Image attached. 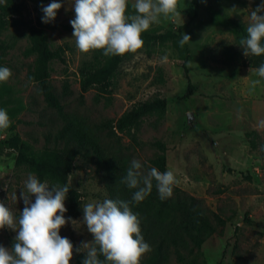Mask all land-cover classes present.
<instances>
[{"label": "rangeland", "instance_id": "rangeland-1", "mask_svg": "<svg viewBox=\"0 0 264 264\" xmlns=\"http://www.w3.org/2000/svg\"><path fill=\"white\" fill-rule=\"evenodd\" d=\"M38 1L3 0L0 3V15L5 20L4 28L0 30V67H8L12 72L7 82L0 83V109L20 108L9 116L10 127L0 131V202L17 218L24 208L20 193L25 190V181L32 172L24 164H15L16 152L8 149L4 141L16 137L19 143L30 146L33 151L52 147L51 135L61 125L54 111L43 103L35 84L27 78L35 55L30 52L26 26L34 21ZM52 2L62 6L55 19L50 21L53 26L45 30L46 43L50 49L62 46L65 51L64 63L54 61L49 65L50 84L63 104L67 119L83 128L106 157L115 155L129 166L136 159L146 172L148 162L158 154L150 144L159 141L166 148L163 153L165 171H173L178 181L174 187L193 196L192 179L185 171L191 172L192 162L197 160L195 145L200 139L205 140L216 148L213 159H218L221 148L229 144L230 137L226 135L239 129L238 115L245 116L246 123L241 126L245 135L235 140V144L244 146L246 155L252 156V161H258L259 172L249 181L238 176L232 188L222 187L224 189L220 190L224 185H207L205 196L196 197L223 223L216 224L210 218L215 234L204 240L193 255H183L185 264H264V226L259 223V227L249 216L250 224L242 223L243 216L250 211L242 205L245 201H241L251 194L264 197V189H258L264 186V138L255 129L259 125L260 113L264 116V79L248 65L222 62V53L236 49L239 40L246 37L249 15L264 0H195L196 9L192 0H179L178 10L182 18L161 17L160 22L153 24L148 31H178L181 37L183 34L190 37L185 43L186 74L171 43L142 47L136 53L127 54L120 62L110 94L97 98L95 90H88L82 99L79 98L77 70L91 59L92 52L81 53L75 46L70 24L75 18L74 0H43L42 7ZM133 3L134 0H129L130 6ZM234 7L237 9L235 13L231 11ZM258 14L264 15V12ZM231 22L243 28L245 37ZM165 56L167 60L163 61ZM257 79L260 84L253 88L251 82ZM187 82L193 92L182 99ZM64 84L65 93L62 91ZM242 91L246 97L240 95ZM153 97L166 101L164 114L146 118L133 132L132 138L126 134L112 137L105 130L96 128L108 120H115L134 103ZM44 182L50 187L58 185L49 178ZM68 185L79 196L81 213L70 220L64 213L67 223L59 234L72 242L74 255L83 243H91L94 239L83 222V206L108 197L93 159H75L68 175ZM30 201L35 202V196H30ZM64 205L66 207V201ZM238 222L239 226L236 225ZM16 235V231L7 227L0 229V245L11 250ZM86 251L82 248L79 252L86 256ZM70 264H73V257ZM163 264L181 263L169 254Z\"/></svg>", "mask_w": 264, "mask_h": 264}, {"label": "clouds", "instance_id": "clouds-1", "mask_svg": "<svg viewBox=\"0 0 264 264\" xmlns=\"http://www.w3.org/2000/svg\"><path fill=\"white\" fill-rule=\"evenodd\" d=\"M178 5L179 0H134V12L130 14L129 0H74L75 18L70 24L75 46L81 53L100 50L106 57L136 53L144 44L142 34L159 23L161 17H181ZM61 6L52 2L42 7V22L54 20ZM231 11L235 13L237 9ZM261 12L264 2L251 11L247 35L239 40L245 56L264 55V15L258 14ZM189 41L190 37L183 34L179 43L183 46ZM162 60L166 61L167 57ZM255 74L264 79V64L255 69ZM11 76L8 67H0V83L7 82ZM251 83L254 88L260 80ZM10 124L7 110L0 109V131L7 130ZM258 126L264 127V120ZM153 181L161 200L171 197L178 183L173 171L160 172L151 167L145 172L142 164L133 159L121 181L128 189L135 190L131 200L105 198L83 206V222L94 239L76 249L87 250L82 264H140L151 247L144 240L140 218L131 205L139 204L151 193ZM68 191V185L50 187L29 173L19 197L24 203L19 217L0 202V229L7 227L17 232L11 250L0 245V264H70L73 244L59 234L67 223L64 201ZM30 196H35V202L30 201ZM13 199L17 200L15 194Z\"/></svg>", "mask_w": 264, "mask_h": 264}, {"label": "trees", "instance_id": "trees-1", "mask_svg": "<svg viewBox=\"0 0 264 264\" xmlns=\"http://www.w3.org/2000/svg\"><path fill=\"white\" fill-rule=\"evenodd\" d=\"M192 2L196 9L195 0ZM42 4L43 0L37 2L34 21L26 26L30 52L35 55L27 72V78L35 84L43 103L54 111L60 119L61 125L51 135L52 147H42L33 151L30 146L19 143L16 137L4 141V144L8 149L16 152L15 164L26 165L41 182L49 178L60 186L68 185V175L76 158L87 159V161L93 159L95 171L107 197L113 200H131L135 190L128 189L125 184L121 183L126 176L129 165L115 155L106 157L83 128L69 121L64 114L63 104L53 91L50 84L49 65L54 61L64 63L65 48L58 46L50 49L47 45L45 30L52 27L53 24L42 22L44 16L41 11ZM128 11L130 14L134 12L132 6L129 5ZM231 23L245 37L243 28L233 22ZM4 26V17L0 15V30ZM142 39L144 48L171 43L177 50L178 57L182 61L183 73L186 74L184 62L187 47L185 44L181 46L179 43L182 39L180 32L155 33L147 30L142 34ZM126 56L127 54L106 57L100 50L92 51L91 59L82 63L77 70L79 98L82 99L88 90H95L96 97L110 94L118 66ZM222 62L226 65H248L255 70L264 64V55L245 56L243 48L239 45L236 49L222 53ZM62 91L63 93L66 92L65 84ZM192 92L193 88L187 82L182 99L189 97ZM19 109L10 108L7 109V113L9 116H13ZM165 109L166 101L163 98L153 97L146 101L134 103L115 120H108L104 124L97 125L96 128L105 130L112 137H116L117 134H126L132 138L133 132L146 118L153 115L161 117ZM150 146L155 148L158 154L148 162V170L155 167L160 172H164L163 153L166 150L165 145L159 141H154ZM65 201L67 209L65 215L67 217L74 218L80 215L81 202L79 196L70 186ZM201 204L200 199L177 187L173 188L171 197L161 200L156 189V183L153 181L151 193L139 204L131 205L133 212L138 214L140 218L144 240L151 247V251L143 256L140 264H163L169 254L174 256L176 262L185 264L183 254L193 255L199 250L204 240L215 234V227L210 218L216 224L223 223ZM242 223L250 224V221L243 217ZM12 247L13 245H11V249ZM85 258L83 253L75 251L73 264H82ZM100 259L103 260V257Z\"/></svg>", "mask_w": 264, "mask_h": 264}, {"label": "crops", "instance_id": "crops-1", "mask_svg": "<svg viewBox=\"0 0 264 264\" xmlns=\"http://www.w3.org/2000/svg\"><path fill=\"white\" fill-rule=\"evenodd\" d=\"M240 95L246 97L244 91H242ZM239 113L241 112L239 111ZM238 116L240 118L238 124L239 129L233 132L230 131V133L226 135L230 137L228 140L229 144L225 147L222 146L221 155L218 159H213V152L216 148L211 147L205 140L200 139L197 145H195L197 150L194 154L197 160L195 163L192 162L193 168H190L191 172L188 170L185 171L186 175L192 179L190 188L194 192V194L191 193L193 196L204 197L205 195H203V193H205L204 190L207 185H224L219 188L220 190L224 189L222 187L232 188V184L237 183L238 176L240 179L249 181L254 174L257 175L259 172L258 161H252V156L246 155L247 151L244 146H237L235 144V140H239L245 135V131L243 132L241 126H244L247 120L245 116L241 114ZM258 119L259 121L264 120V116L260 113ZM255 129L257 133L261 135V138H264V127L258 126V128ZM216 145H218V143ZM262 188L264 189V186L258 187L259 190ZM217 197H219V195ZM241 201H245V204L242 205L245 209H249L250 211L249 214H245L243 217L247 219V216H249L259 227L261 226L259 223L264 226V197L262 198L259 195L251 194L244 196ZM211 211L214 212V209L212 208ZM239 224L240 222L236 223L237 226H239Z\"/></svg>", "mask_w": 264, "mask_h": 264}]
</instances>
